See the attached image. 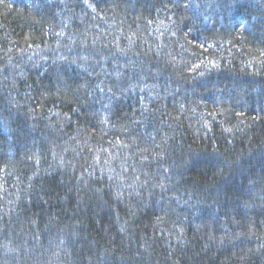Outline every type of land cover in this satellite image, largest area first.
Masks as SVG:
<instances>
[{
	"label": "trees",
	"instance_id": "trees-1",
	"mask_svg": "<svg viewBox=\"0 0 264 264\" xmlns=\"http://www.w3.org/2000/svg\"><path fill=\"white\" fill-rule=\"evenodd\" d=\"M0 264H264V0H0Z\"/></svg>",
	"mask_w": 264,
	"mask_h": 264
}]
</instances>
